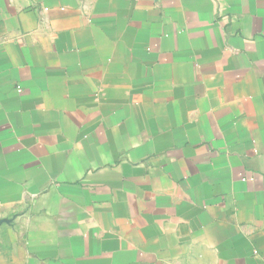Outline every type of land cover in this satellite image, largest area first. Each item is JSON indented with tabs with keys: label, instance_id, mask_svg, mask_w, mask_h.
<instances>
[{
	"label": "crops",
	"instance_id": "1",
	"mask_svg": "<svg viewBox=\"0 0 264 264\" xmlns=\"http://www.w3.org/2000/svg\"><path fill=\"white\" fill-rule=\"evenodd\" d=\"M0 264H264V0H0Z\"/></svg>",
	"mask_w": 264,
	"mask_h": 264
}]
</instances>
